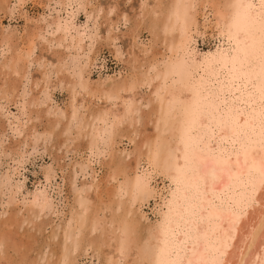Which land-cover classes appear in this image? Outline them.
I'll return each instance as SVG.
<instances>
[{"label": "rangeland", "instance_id": "rangeland-1", "mask_svg": "<svg viewBox=\"0 0 264 264\" xmlns=\"http://www.w3.org/2000/svg\"><path fill=\"white\" fill-rule=\"evenodd\" d=\"M62 1L63 0H0V91H3V94L0 92V96L4 98L2 99L0 97V220L2 221L0 234L2 233L3 228H6V231L4 229L3 232H7L10 235H12V230L16 232H13L15 233L13 234L15 237L13 235L11 236L15 238L12 239L15 241L14 245L16 246L13 245V247L8 246L6 243H0V249L3 247V250H0V261L2 260L3 264H16L19 259H21L20 262L22 263L26 262L25 264H34V261H37L35 264H112V262L116 260L115 263L117 264H133V262L141 264L142 261L140 260L143 258L141 255L143 256V251L147 249L146 247L152 241V234L157 228L158 220L161 216L160 214L164 210V206L162 207V201L167 195L169 189V181L165 178V175L161 170L165 152L167 151L166 144L171 140V136H168L169 133L167 134V132L169 131H167L164 133L166 136L163 137L164 134H162V136L159 130L157 131V129H154L155 126L153 125H155V117L160 118V116H168L167 118H170L175 111V108L178 107L177 102L174 103L172 100L169 101V104L173 103L169 105L166 100V95L168 94V90L182 86L186 81L185 76L188 78L190 75L189 72L182 71L181 68L183 66V61H189L192 58L198 59L202 54L199 58L201 59L202 56H206V54L213 55L216 52H227L228 54H226V56L229 58L230 52L233 51L231 50L233 49L232 46L234 45L232 42V36H230L231 34L225 31L231 29V26H233L232 24L235 23L234 19H236L238 16L237 14H239V10L238 8L228 7L229 13L226 15L227 18L225 17L222 21L223 23L220 25L222 26L224 24L223 27H221L220 32V29L216 28L217 19L215 14L217 7L221 10L225 9L222 4L224 0H215L216 3L214 0H201V2L200 0H198V2L197 0H189V17L192 16L193 18L190 17L191 19H189V22L187 23L188 27L186 28V33L188 35L187 38H191L193 41L191 42V39H188L190 43L187 42L188 40L185 41V37H182L179 30L174 28L172 32L170 31L171 34L174 32L173 37L175 36L176 40L173 39L175 44H172L167 41L168 34H165L166 32L168 33V28H163L162 24L164 23L162 21H164L165 15L168 16V14H170L172 8L171 0H70L71 3L68 0ZM167 1L171 2L168 4ZM242 1L244 0H238L240 3ZM154 2L155 7L153 5ZM173 2H175V0H173ZM206 4L209 5V7ZM150 5L153 6V10L157 6L158 10L156 8V12H154L155 10L153 11ZM141 6L144 7L141 8ZM139 7L141 8L140 10ZM149 7H151L150 9L152 12L151 10H148ZM167 7H170V10ZM166 8L168 12L165 11ZM161 9L164 11L162 12ZM149 11L151 12V15L157 13L158 17L154 14L151 16ZM191 11H193V14ZM159 15L161 17L164 16L162 21H159L162 19ZM154 19H156V22ZM64 23H67V32L65 31L64 33L62 30L56 32V27L58 25L63 26ZM188 28H191L193 31ZM209 30L211 31L209 32ZM156 32H158V34L163 32L166 36H163V38L160 37L162 36L161 33L156 36V38H153L157 34ZM189 32L190 34H188ZM216 32L219 35H216ZM224 32L226 35H224ZM6 39H8V42L10 43H8ZM32 39H34V41ZM56 39L57 41H55ZM177 39L179 40L177 41ZM4 42L6 45H4ZM178 42H182L184 45L181 44L183 48L188 50L183 52L184 49L181 46L173 51L175 47L177 48V44L180 46V43ZM32 43H34V45ZM161 45H164V47L166 46L165 49H162L164 47ZM172 46L173 48H171ZM28 47L29 49L27 50ZM31 47L32 49L30 50ZM160 56L164 58H160ZM167 56H170L168 57L169 63L167 60L165 61ZM183 56L189 57L190 59H186V57ZM11 60L13 62H11ZM180 60H182V62ZM9 63L10 65H8ZM24 65L27 67H22ZM135 66L137 67L135 68ZM20 70H22V72ZM156 70L158 72H161L162 70V73L158 74V78L153 81L157 84L161 82V87L157 88V90V84L152 83L150 84V87H148L149 85L146 81V78L148 79L149 76L154 75L153 73L156 74ZM163 70H166V72ZM77 74H79L78 77ZM146 75L147 77L145 78ZM142 77H144L146 83H144L145 81ZM169 77L171 78L169 79ZM115 82L117 83L115 84ZM107 83H111L113 86L115 85L116 92L114 94L104 95L103 93L100 96V93L98 92H95L94 95L91 93V88H100L103 85V87H105L108 85ZM139 83L140 85L142 84V87L139 86ZM76 86H81L80 88H82V90H77L79 87ZM116 86H118L119 89ZM128 86L135 87L134 90L136 92L134 90L127 92L130 88H128ZM87 88L90 89L89 92ZM164 89L168 90L164 92ZM153 90L154 92H152ZM70 91L74 100L71 99ZM75 91L76 93H74ZM117 91H119V93ZM126 92L130 95H126ZM152 93L154 94L152 95ZM75 94L77 96H75ZM151 95L154 96V99ZM144 96H146L147 99ZM125 97L132 99L130 103H133V101L135 102L134 104H129L133 107L132 111L137 106L139 108L137 107L136 111H133L136 115H133L132 113V117L131 114L128 115L130 120L125 116L126 119L124 118L123 122L118 126L119 128L117 127V129L111 125L114 124L111 123L112 120V122H114L112 115L114 113H112V111H122V102L126 101ZM161 97H163V99ZM150 100L151 102H149ZM145 101L148 102L146 103ZM69 104H71L70 106L73 108L72 110L70 109L71 111L69 110V108H71ZM166 104L169 106L168 109ZM172 106H175L174 109L171 108ZM74 108L77 110V114L74 112ZM153 108L154 110L158 109V111L154 112ZM163 108H166L165 110H167L168 113L165 110L163 111ZM104 109L106 110L105 112ZM147 109L149 111L153 110L150 111L152 114L149 115ZM141 110L143 111L142 114L144 111L146 113L141 115ZM100 111H103L104 119L101 118L102 113ZM169 111L173 112L170 113ZM108 112H111L112 114ZM138 113L140 115H138ZM66 114L69 116L67 117ZM108 114L111 116L109 115L108 117ZM62 115H65L66 117ZM98 116L101 117L99 118ZM95 117L97 119L99 118L101 123L108 121L105 123L106 125L104 123L102 125L99 123V119L97 120ZM144 117L148 119L145 120ZM69 118H71L72 121H70ZM94 118L97 122L94 120L92 121ZM131 118L133 121H131ZM125 120H128V122ZM124 121L127 122V124ZM90 122L91 125L93 122L96 124L95 126L93 124L94 130L92 126L90 127ZM130 122L134 126L130 125ZM135 122L136 124H133ZM79 123L81 126H79ZM141 123L142 127L141 125H137ZM66 125L67 129L64 128ZM110 125L113 130L110 128ZM104 127H109L112 132L110 131L111 133H109V129L105 128V132H107L105 133ZM136 128H138V130H135ZM150 128L155 130L152 132L153 134L155 132L156 135L152 134L151 137H149L152 133L149 131ZM83 129L84 132L87 133V136H85ZM114 130L117 131V133ZM102 132L104 133V136L102 135ZM126 132H129V138ZM108 133V136L110 137H106ZM146 133L149 135H143ZM157 134L159 135L156 139ZM111 135L115 136V138L111 137ZM132 135H135V137ZM141 136L142 139L144 138L143 140H146L147 137H149V139H151L149 142H151L149 143L147 139L144 143H149L152 146L149 145L148 147V145L145 144L144 146ZM164 138L165 141L163 142ZM135 147L137 148L135 149ZM142 147L144 148L142 149ZM146 150L148 152L147 155L145 154ZM128 151L130 152L128 153ZM132 151L133 153H131ZM151 157H155L157 161L153 160ZM141 159L144 160L141 161ZM134 161L136 163H133ZM129 162L132 164L129 165ZM149 162H151V164ZM128 167H132V170ZM116 171L120 173H117ZM128 171L130 172L127 173ZM134 172L136 174H134ZM137 176H143L142 178L148 183V190L146 188L144 193L142 191L136 192V189L133 188ZM131 178H134L135 180L133 181ZM117 186L121 187L119 190L121 194L120 192L114 194L113 187L117 188ZM131 190H134L133 192L138 196L136 197ZM128 191L130 195L128 194ZM140 194L143 196H140ZM78 196H80L79 198L81 199H79ZM31 197L33 199H31ZM34 198H36V201H34ZM130 198L133 202H130ZM135 198L137 199L135 200ZM138 199L140 201H137ZM77 201H79L78 205L80 206H76L77 204L75 205ZM84 201L87 205L83 204ZM108 201L110 203H108ZM81 202L83 205H81ZM134 202H136L135 205L133 204ZM33 205L35 206L34 208ZM40 206L41 209L39 208ZM77 207H79L81 212ZM83 210L85 213L82 212ZM76 215L77 217H75V220L74 216ZM126 215H128V219ZM95 218L96 220H94ZM126 219L129 224L126 223ZM3 220L8 221L9 227L8 224L3 223L5 222ZM7 221L5 223H7ZM9 221L12 224L14 222L15 225L13 224L10 227L11 224ZM73 222H75V224H73ZM76 222L79 225H76ZM108 222L110 225H107ZM123 222L126 224L124 225ZM70 223L71 225L69 226ZM90 223L92 227L89 225ZM3 224L4 226L7 225V227H4ZM63 226L67 228L68 231ZM80 226L82 228H80ZM93 226H95V228ZM116 227L120 230L124 228L125 230H122L123 234L122 231H120L121 233H116V231L118 232ZM74 228L75 230H73ZM89 228L91 231H89ZM109 228H112V230L114 229L113 232ZM151 229L153 230L151 231ZM105 231L108 232L106 233ZM75 233L78 236H74ZM112 234H116V236ZM120 234L124 237V234H128L127 237L128 240L130 239L129 246L131 248L129 247L124 251V255L128 254L129 256L125 255V258H123V255H121L122 257H119L121 259L118 260L116 256L117 252L114 247L119 244L120 238L118 236H120ZM67 236L68 238L65 239ZM72 236L76 239L78 242L77 245L79 246L73 248L76 241L74 242L75 239L73 240ZM105 236H107V238ZM112 236H114V239ZM115 237H118L119 241L118 238L115 240ZM70 238L72 239L71 241L68 240ZM103 239L107 244L103 243ZM16 240L17 242L20 240L19 244L21 249L19 248V250L17 248L19 245H17L18 243ZM64 240H66V242ZM95 242L98 243L96 244ZM113 242H116V244ZM26 243L30 246L26 245ZM24 244L26 247L23 246ZM69 244L71 245L69 246ZM137 244L139 246H137ZM5 245H7L8 249L5 248ZM12 247L13 249L17 248L16 251L18 250L17 253L19 252L18 256L16 251L11 249ZM69 247H72L71 249L73 250H70ZM139 247L141 248L139 249ZM132 248L135 250V254L134 251L133 253L131 252ZM25 250L27 251L26 254L24 253ZM74 250L76 251L74 252ZM20 253L25 255L19 256ZM131 254L134 256L137 255V257L139 255L138 262L134 260L137 257L133 256V259ZM26 255L27 257H25ZM130 255L132 258H130ZM15 257L18 258L15 259ZM24 259H26V261ZM60 259H64V261L62 262ZM2 262H0V264ZM20 262L17 264H21ZM142 264H144V262Z\"/></svg>", "mask_w": 264, "mask_h": 264}, {"label": "bare ground", "instance_id": "bare-ground-1", "mask_svg": "<svg viewBox=\"0 0 264 264\" xmlns=\"http://www.w3.org/2000/svg\"><path fill=\"white\" fill-rule=\"evenodd\" d=\"M58 1H60V0H58ZM68 1L70 2V0H68ZM171 1H167L168 4H169V2H171V5H172L170 14H168V16L165 15L164 21H162L164 16L162 15L163 17H161L159 15L162 18V19L159 18V19H161L159 21L164 22V23H162L163 28H168V33L167 32L165 33V34H168L167 41L169 43L175 44V42H173V39L175 40V36L173 37L174 32L172 34L170 33V31L172 32L174 30V28H177L179 30L181 36L185 37V41H187L188 39H191V38H187L188 35L186 33V28L188 27L187 23L189 22V19H191L190 17H192V16L189 17V14H190V6H189L190 1L189 0H177V1L175 0V2H173V0H171ZM197 2H198V0H197ZM200 2H201V0H200ZM214 2H215V0H214ZM59 3H57V4H59ZM55 4H56V2H55ZM66 4H67V2H66ZM154 4H155V2L153 3V5ZM222 4L225 7V9L221 10L219 7H217V11L215 14L216 19H217L216 28L220 29L219 30L220 32H221V27H223L224 24L222 26H220V25L223 23L222 21L225 19L226 15H228V13H229L228 7L238 8V10H239V14H237L238 16L235 14L237 16V18L234 19L235 23L232 24L233 26H231V29H227L226 31L223 30V31L231 34V35L230 34L229 35L232 36V42L234 45V46H232L233 49H231V50H233V51L230 52L229 58H227V56H226V54H228L227 52H225V53L216 52L213 55H207L206 54V56H202L201 59H199V58L201 57L202 54L199 56L198 59L192 58L189 61H187V60L183 61V66L181 69L183 72H189L190 75L188 76V78H186V76H185L186 81L183 83L182 86H178L176 89H171V90H168L169 89L168 88L167 89L168 94L166 95L167 96L166 100L168 101V104H169V101L172 100L174 103L177 102L178 107L176 106L177 108H175V111L173 110L174 112L169 111L170 113L173 112V114L170 118H167L168 116L167 117H161L160 116V118L155 117V122H154L155 125H153V126H155L154 129H157V131L159 130L161 135L166 133L167 131H169V132H167V134L169 133L168 136H171L170 137L171 140L169 142H167V144H166L167 151L165 152L164 160L161 158L163 160V164L161 162V164H162V170L161 171L164 173L165 178L169 181V189H168L167 195L166 196L164 195L165 198L162 201L163 202L162 207L164 206V210L160 214L161 216L159 215L160 219L157 217L159 219L158 225H157V228L155 229L154 233L152 234V241L146 247L147 249L146 250L144 249L145 251H143V253H142L143 256L138 253L139 255H141V257L144 258V259L142 258L144 261L142 259L140 260V261H142L141 264L143 262H144V264H264V0H244L241 3L238 2V0H224V2ZM204 5H205V3H204ZM207 6L209 7V5H207ZM216 6H219V5H216ZM143 7L141 6V8H143ZM151 7L153 10V6H151ZM151 7H149V9L148 8L147 9L151 10L150 9ZM154 7H155V5H154ZM208 7H206V8H208ZM141 8L139 7V10ZM156 8H157V6H156ZM156 8H154V10ZM167 8L165 10L166 12H168ZM203 9H205V8H203ZM145 10H146V7H145ZM152 10H151V12H152ZM157 10H158V8H157ZM163 11L164 10H162V12ZM208 11H209V9H208ZM151 12H150V15H151ZM154 12H156V10ZM192 12L193 11H191V13ZM144 13H145V11H144ZM153 14L156 16L158 15L157 13L156 14L153 13ZM153 14L151 16H153ZM164 14H165V12H164ZM213 14H214V12H213ZM146 16H147V14H146ZM205 19H206V17H205ZM226 20H228V19H226ZM230 20H231V18H230ZM154 21L156 22V19H154ZM51 23H50V25H51ZM219 26H220V28H219ZM67 27H68L67 23H64L63 26L58 25L56 27L55 31L57 32L59 30H62V32L65 33V31L67 32V30H68ZM194 27H195V25H194ZM213 27H215V26H213ZM224 27H226V26H224ZM226 28H224V29H226ZM47 29H49V28H47ZM188 29H191V28H188ZM193 29H195V28H193ZM210 31L211 30H209V32ZM225 32H224V35H226ZM29 33H31V32H29ZM53 33H55V32H53ZM149 33H150V31H149ZM156 33L157 34L153 38H156V36L160 35L161 33H162L161 34L162 36H160V37L163 38V36L164 37L166 36L163 34V32H161L159 34H158V32H156ZM178 33H177V35H178ZM203 33H204V31H203ZM188 34H190V32ZM54 35H56V34H54ZM175 35H176V32H175ZM216 35H219V34H217V32H216ZM60 38H61V36H60ZM179 39H177V41ZM6 40L8 42V39H6ZM32 40L34 41V39H32ZM182 40L184 42L183 38H182ZM55 41H57V39ZM192 41L193 40L191 39V42ZM228 41H229V39H228ZM187 42L190 43L189 40ZM8 43H10V42H8ZM178 43H180V46H178L177 43H176L177 48L173 45L175 47V49H173V51L177 50L179 47H181L183 45L182 42H178ZM32 44L34 45V43H32ZM77 44H78V42H77ZM226 44H228V43H226ZM4 45H6L5 42H4ZM173 46L171 48H173ZM183 46H182V48H183ZM162 47H164V45ZM165 47L162 49H165ZM168 48H167V50H168ZM28 49H29V47L27 48V50ZM31 49H32V47L30 48V50ZM183 49H182L183 52L188 50V49L186 50L185 48H183ZM131 51H132V48H131ZM150 54H151V52H150ZM186 55H187V53H186ZM203 55H204V53H203ZM168 57H170V56H167V59H165V61L169 60ZM183 57H186V56H183ZM147 58H148V56H147ZM160 58H164V57L160 56ZM187 58H189V57H186V59ZM173 59H174V57H173ZM173 59H172V61H173ZM176 61H177V59H176ZM180 61L182 62V60H180ZM11 62H13V61L11 60ZM168 63H169V61H168ZM8 65H10V63ZM176 65H177V63H176ZM22 67H27V66L24 65ZM136 67L137 66H135V68ZM20 71L22 72V70H20ZM163 71L166 72V70H163ZM157 72H156V74L153 73L154 75L149 76L148 79L146 78L147 75L145 76L147 84L149 85V86L147 85L148 87H150V84L154 83L153 81L156 78H158V74H161L162 70H161V72H158V73ZM12 73H13V71H12ZM169 74H171V73H169ZM7 75H8V73H7ZM78 75L79 74H77V77H78ZM177 77H179V76H177ZM142 78L144 79V77H142ZM170 78L171 77H169V79ZM18 81H19V79H18ZM127 81H129V80H127ZM142 81H141V83H142ZM144 81H145V79H144ZM146 81L144 83H146ZM75 83H76V81H75ZM77 83H79V82H77ZM116 83L117 82H115V84ZM125 84H126V82H125ZM154 84H157V83H154ZM11 85H13V84H11ZM87 85H88V83H87ZM141 85L139 83L140 87H142ZM103 86H101L100 88H91V93H93V95H94L95 92H98V93H100V96H101V94H103V93H104V95H106V94H114L116 92V88L114 87L115 85L113 86L111 83L106 85L105 87H103ZM145 86H146V84H145ZM76 87H79V86H76ZM80 87L77 90H80V89L82 90V88H80ZM116 87L118 88V86H116ZM129 87L130 86H128V88ZM160 87H161V82H159L156 85V90H157V88H160ZM125 88H127V87H125ZM134 89H135V87H130L129 90L127 89L128 91L127 90L126 91L131 92ZM7 90H8V88H7ZM87 90H88V92L90 91V89H88V88H87ZM167 90L164 89V92H166ZM9 91H10V89H9ZM0 92L2 93L3 91H0ZM117 92L119 93V91H117ZM152 92H154V90ZM74 93H76V91ZM150 93H151V90H150ZM77 94H80V93H77ZM131 94H133V93H131ZM153 94L154 93H152V95ZM70 95H71V91H70ZM126 95L129 96L130 94L127 93ZM75 96H77V95L75 94ZM146 96H144V97L146 98ZM71 97L70 98L72 100H74L73 95H71ZM91 97H93V96H91ZM136 97H135V100H136ZM153 97L154 96H152V98ZM1 98L4 99L3 97H1ZM155 98H156V96H155ZM161 98L163 99V97H161ZM33 99H36V98H33ZM164 100H165V98H164ZM164 100H163V102H164ZM32 101H34V100H32ZM130 101H132V99L128 97V98H126L125 102L124 101L122 102V111H116V112L112 111V113H114V114H112L111 112H108V113H111L113 115L114 122H112L113 121L112 120L111 123H114V124H111V123L110 124L112 126H114V128H117L123 122L125 116L127 118L128 115H130L131 113L133 115H136L135 113H133V111L134 110L136 111V108L138 106L137 107L135 106L136 108L132 111L133 107H131L130 105L134 104L135 102L133 101V103H130ZM155 101H156V99H155ZM71 102H73V101H71ZM145 102L147 103L148 101H145ZM149 102H151V100ZM34 103H36V102H34ZM125 103H126V105H125ZM138 103H140V102H138ZM71 104H69V106ZM171 104H169V105H171ZM72 105H74V104H72ZM157 106H159V105H157ZM166 106L168 109L169 106L167 104H166ZM142 107L144 108L143 105H142ZM174 107L172 106L171 108L174 109ZM140 108H141V106H140ZM70 109L72 110L73 108L71 107V108H69V110ZM105 109H104V112L106 111ZM165 109L163 108V111ZM74 110H75L74 112L77 111L75 108H74ZM153 110H154V108H153ZM153 110H150V111H153ZM150 111L148 112L149 115L152 114ZM155 111H158V109L154 110V112ZM160 111H161V109H160ZM165 111H167V110H165ZM100 112L102 113L103 111H100ZM137 112H140V111H137ZM142 112L143 111L141 110V115L146 113L144 111V113L142 114ZM167 113H168V111H167ZM72 114H74V113H72ZM76 114H77V112H76ZM103 114L104 113H102V117L100 116L102 119H104ZM132 114H131V117L133 116ZM109 115L110 114H108V117H109ZM138 115H140V114L138 113ZM153 115H155V114H153ZM62 116H65V115H62ZM68 116L69 115H67V117ZM95 118L92 119V121L93 120L95 121ZM110 118H112V117H110ZM128 118L130 120V117H128ZM69 119H70V121H72L71 118H69ZM147 119L145 118V120H147ZM76 120H77V118H76ZM98 121L100 124L103 125V123L104 124L107 123L108 120L106 121V119H105L106 122H103V123H101L100 119ZM125 121L128 122V120H125ZM131 121H133V119ZM95 122H97V121H95ZM127 122H125V123L127 124ZM143 122H145V121H143ZM68 124H69V122H68ZM93 124H94V122H93ZM93 124L91 125V122H90V124H89L90 127L92 126V128H93L96 125V124H94V126H93ZM133 124H136V122ZM67 125L64 128L67 129ZM111 125H110V128L113 130ZM130 125H132L131 122H130ZM137 125H139V126L141 125V127H142V123L137 124ZM79 126H81L80 123H79ZM132 126H134V125H132ZM153 126H151V127H153ZM105 128L109 129V127H104V132H105ZM102 129H103V127H102ZM93 130H94V128H93ZM135 130H138V128H136ZM153 130L150 128L149 131L152 132ZM65 131H67V130H65ZM110 131L111 130L109 129L108 132L111 133L112 131L111 132ZM133 131H134V128H133ZM80 132H76V133H80ZM83 132H84V129H83ZM115 132L117 133V131H115ZM119 132H120V130H119ZM105 133H107V132H105ZM109 133L106 135V137H110V136H108ZM84 134H85V136H87L86 132H84ZM103 134L104 133L102 132V135ZM149 134H150V132H149ZM149 134L146 133L143 135L147 136ZM152 134H153V132L150 134L149 137H151ZM81 135H82V133H81ZM96 135H98V134H96ZM153 135H156L155 132ZM158 135L159 134H157L156 139L158 138ZM76 136H77V134H76ZM127 136L129 138V134ZM132 136L135 137V135H132ZM137 136H139V135H137ZM146 136H144V137H146ZM165 136L166 135L164 134L163 137H165ZM111 137L115 138V136H113V135H111ZM149 137H147L148 142H149V140H151V139H149ZM113 138H112V140H113ZM96 139H101V138H96ZM141 139H142V136H141ZM106 140H107V138H106ZM142 140H141V142H142ZM146 140H143V142H142L143 145L145 144L144 141H146ZM99 141L102 142L101 140H99ZM108 141H109V139H108ZM110 141H111V139H110ZM154 141H155V138H154ZM164 141H165V138H164L163 142ZM112 143H114V142H112ZM149 143L145 144V145H148V147H149V145H151ZM100 144H102V143H100ZM107 145H109V144H107ZM136 145H137V142H136ZM154 146H155V144H154ZM163 146H164V144H163ZM136 148L137 147H135V149ZM143 148L144 147H142V149ZM153 149H154V147H153ZM165 149H166V147H165ZM148 151H150V150H148ZM129 152L130 151H128V153ZM138 152H136V153H138ZM144 152H145V150H144ZM131 153H133V151ZM147 153L148 152L146 150L145 154L147 155ZM150 154H152V153H150ZM153 155H154V153H153ZM134 156H136V155H134ZM128 158H126V159H128ZM152 159L156 160L155 157ZM134 160H135V157H134ZM143 160L144 159H141V161H143ZM126 162L128 163L127 160H126ZM133 163H136V162L134 161ZM149 163L151 164V162H149ZM131 164L132 163L129 162V165H131ZM134 166H136V165H134ZM128 168H130V167H128ZM130 170H132V167L130 168ZM158 171H160V170H158ZM129 172L130 171H128L127 173H129ZM117 173H120V172H117ZM123 173H125V172H123ZM159 173H161V172H159ZM134 174H136V173L134 172ZM138 176L136 177L137 178L136 180L134 178H131V179H133V181L134 180L136 181V183H134L135 186L133 188L136 189V192L142 191L144 193L146 188L148 187V183H147V181H145L144 178H142L143 176L142 177H138ZM115 178H116V176H115ZM126 178H128V177H126ZM146 183H147V185H146ZM124 185H125V183H124ZM120 189H121L120 186H117V188L113 187L114 194H118V192H120L119 191ZM147 190H148V188H147ZM125 191H127V190H125ZM129 191H128V194L130 195ZM131 191L133 192L134 190H131ZM133 193H132V195H133ZM161 193H164V192H161ZM120 194H121V192H120ZM34 196H32V197H34ZM100 196H101V194H100ZM137 196L138 195H136V197ZM140 196H143V195L140 194ZM32 197H31V199H33ZM79 197L80 196H78V198ZM119 197H120V195H119ZM143 198H145V197H143ZM79 199H81V198H79ZM136 199L137 198H135V200ZM130 200H131V198H130ZM34 201H36V198H34ZM112 201H113V199H112ZM137 201H140V200L138 199ZM38 202H40V201H38ZM82 202H83V200H82ZM82 202H81V205L86 204L85 201L83 204H82ZM130 202H133V201L131 200ZM130 202H129V204H130ZM136 202H134L133 204L135 205ZM78 203H79V201H77L75 203V205L77 204L76 206H80V205H78ZM108 203H110V202L108 201ZM117 206H118V204H117ZM119 206H120V204H119ZM129 206H131V205H129ZM129 206H128V208H129ZM34 207L35 206L33 205V208ZM109 207H110V204H109ZM29 208H31V207H29ZM39 208L41 209V206ZM77 209L79 210V207H77ZM42 211H43V209H42ZM82 212L85 213L84 210ZM27 213H28V211H27ZM128 215H129V213H128ZM128 215H126V217ZM75 217H77V215L74 216V218ZM80 219H81V217H80ZM80 219H79V223H80ZM91 219H93V218H91ZM127 219H128V217H127ZM127 219H126V223H127ZM7 220H3V221L6 222ZM75 220H76V218H75ZM77 220H78V218H77ZM94 220H96V218ZM72 221H74V220H72ZM97 221H95V222H97ZM0 222H1V224H0V227H1L2 221L0 220ZM5 222H3V223L8 224V221H7V223H5ZM14 222H15V220H14ZM14 222H13V224L15 225ZM9 223L11 224L10 225V227H11L13 224L10 221H9ZM71 223L69 224V226L71 225ZM126 223L123 222L124 225ZM4 224H3V226H4ZM73 224H75V222H73ZM83 224H84V221H83ZM127 224H129V222ZM76 225H79V224H77V222H76ZM89 225L91 226V223ZM107 225H110L109 222ZM113 225H114V223H113ZM5 226L7 227V225H5ZM8 227H9V224H8ZM93 227L95 228V226H93ZM80 228H82V227L80 226ZM116 228L118 229V227H116ZM4 229L6 231V228H3L2 233L0 234V243H3V244L6 243L8 246H13L15 244L14 243L15 241L13 240V239H15L14 238L15 236L13 234H15L16 232L14 230H12L15 233L12 232V235L14 237H11L12 235H10L9 233L3 232ZM11 229H9V230H11ZM65 229L67 230V228H65ZM73 230H75V228ZM110 230H112V228ZM113 230H112V232H113ZM122 230L118 229V232L116 231V233H121L120 231H122ZM152 230L153 229H151V231ZM89 231H91L90 228H89ZM8 232H10V231H8ZM92 232H93V230H92ZM129 232H128V234H130ZM70 233H71V231H70ZM109 233H110V231H109ZM64 234H66V233H64ZM122 234H123V231H122ZM128 234H124L126 238L124 236H121V234H120V236H118L120 238V241H119V238L117 237L119 244L117 242L118 245L117 246L115 245L116 247H114V248L116 249L117 255H116V252H115V255L117 256L118 260L121 259V258H119L121 255H123V258H125L124 256L126 254L124 255V251H126L125 249L130 247L129 246L130 245V243H129L130 239L128 240V237H127ZM72 235H74V234H72ZM76 235L77 234L75 233L74 236H76ZM112 235L116 236V234H112ZM134 235H132V236H134ZM68 236H69V234H68ZM68 236L65 237V239H67ZM114 236H112L113 239H114ZM130 236H131V234H130ZM130 236H129V238H130ZM105 237L107 238V236H105ZM72 238H73V240L75 239L73 236H72ZM117 238L115 237V240H117ZM133 238H135V237H133ZM17 240H16V242H17ZM68 240L71 241L72 239L70 238ZM19 241L17 242L18 243L17 245H19V246H17L18 250L20 248ZM64 241L66 242V240H64ZM75 241H76V239L74 240V242ZM103 241H104V239H103ZM134 241H132V242H134ZM76 242H75V245L72 244V245H74L73 248L75 246L76 247L79 246V245H77L78 242L77 243ZM101 242H102V240H101ZM110 242H112V241H110ZM103 243L105 244L106 242L104 241ZM3 244H1V245H3ZM114 244H116V242ZM7 245H5L6 249H8ZM26 245H28V244L26 243ZM26 245L24 244L23 246L26 247ZM70 245L71 244H69V246ZM14 246H16V245H14ZM28 246H30V245H28ZM137 246H139V245L137 244ZM13 247L11 249L16 251L17 248L15 247L16 249H13ZM22 248H24V247H22ZM69 248H70V250H73V249H71L72 247H69ZM140 248L141 247H139V249ZM134 249H137V248H134ZM0 250H3V247ZM26 250L24 252L25 254L27 253ZM17 251H16V254L18 256L19 252L17 253ZM75 251L76 250H74V252ZM133 251L135 254V250H133V248H132L131 252L133 253ZM128 252H129V250H128ZM140 252H142V251H140ZM3 253H4V251H3ZM25 254L20 253L19 256L25 255ZM131 255H130V258H132L134 256V255H132V257H131ZM139 255H138V257H139ZM61 256H64V255H61ZM135 256L137 257V255H135ZM25 257H27V255ZM134 257H133V259H134ZM138 257L136 259H134L137 262H138ZM17 258L15 257V259H17ZM22 258H23V256H22ZM24 260L26 261V259H24ZM61 260L62 259H60V261ZM122 260H124V259H122ZM20 261H21V259H19V261L17 263H19ZM28 261H30V260H28ZM63 261H64V259L62 260V262ZM0 262H2V260ZM35 262H37V261H34V264H35ZM107 262H108V259H107ZM115 262H116V260L114 262H112V264L113 263L117 264ZM20 263L23 264L24 262L23 263L20 262ZM64 263H66V262H64ZM1 264H3V262ZM133 264H136V263L133 262Z\"/></svg>", "mask_w": 264, "mask_h": 264}]
</instances>
